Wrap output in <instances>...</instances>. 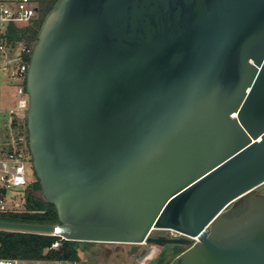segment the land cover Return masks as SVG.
<instances>
[{
    "label": "water",
    "instance_id": "water-1",
    "mask_svg": "<svg viewBox=\"0 0 264 264\" xmlns=\"http://www.w3.org/2000/svg\"><path fill=\"white\" fill-rule=\"evenodd\" d=\"M25 87L59 223L0 229L150 242L136 264L166 243L188 245L168 264H264V0H57Z\"/></svg>",
    "mask_w": 264,
    "mask_h": 264
},
{
    "label": "built area",
    "instance_id": "built-area-1",
    "mask_svg": "<svg viewBox=\"0 0 264 264\" xmlns=\"http://www.w3.org/2000/svg\"><path fill=\"white\" fill-rule=\"evenodd\" d=\"M39 0H0V54L6 59L3 68L15 63L11 68L10 77L15 80L9 84L14 94L13 104L8 105L12 128L20 125L16 120L20 116L26 117L28 109V93L26 91V76L29 60L36 43L35 39L23 36L20 39L10 38L11 26L31 25L38 20ZM18 49V50H17ZM7 52L16 54V57H6ZM27 127L19 133L12 134L9 138L10 147L0 157V188L6 190L10 187H27L29 181L26 177L25 163L30 158ZM6 193V192H5ZM0 194H3L0 192ZM16 207L6 204L0 196V213L20 212ZM55 242L53 246H58ZM0 264H81L77 259H22L15 257H0Z\"/></svg>",
    "mask_w": 264,
    "mask_h": 264
},
{
    "label": "trees",
    "instance_id": "trees-1",
    "mask_svg": "<svg viewBox=\"0 0 264 264\" xmlns=\"http://www.w3.org/2000/svg\"><path fill=\"white\" fill-rule=\"evenodd\" d=\"M57 0H39L40 15L31 25L11 26L10 38L20 39L28 36L35 39L41 24ZM41 190L37 180L33 185L26 187V198L24 209L20 212L0 213V219L13 221L38 222L47 224L59 223L55 206L46 201L37 192ZM59 242L58 246H53ZM94 242L76 241L62 238L57 234L25 232L18 230L0 229V257H15L22 259H77L83 264L80 257V250L86 249ZM179 252V251H178ZM164 258H160L156 264L164 263Z\"/></svg>",
    "mask_w": 264,
    "mask_h": 264
},
{
    "label": "rangeland",
    "instance_id": "rangeland-1",
    "mask_svg": "<svg viewBox=\"0 0 264 264\" xmlns=\"http://www.w3.org/2000/svg\"><path fill=\"white\" fill-rule=\"evenodd\" d=\"M6 57L14 58L16 57V54L7 52ZM2 59H6L3 53L0 54V157H2L10 147V136L19 133L22 128L27 127L26 117L24 116H20L16 120V123L18 122V124H20L19 126L17 125L16 128L11 127L9 121L10 115L6 109L8 105L13 104L14 102V94L10 90L9 84L15 82V80L10 77L9 72L11 68H14L15 63L8 65L7 68H3L4 61H2ZM29 155L30 158H28L25 163L26 177L29 181L28 186L33 185V183L38 180L32 165L31 154ZM257 191L263 192L264 184L259 186ZM37 195L42 196L41 191L37 192ZM0 196H2L4 202L9 206L16 207L18 210H23L24 200L26 198V187H10L7 189L6 193L0 194ZM122 245L127 247L128 244L121 242H94L86 249H81L79 251L80 257L83 259V264H129L132 261V258L128 255L123 257V255L121 256V254L119 255L117 251H115ZM187 246L188 245L185 244L173 246L174 253L165 256L164 263L170 262L178 253H180L181 250L186 249Z\"/></svg>",
    "mask_w": 264,
    "mask_h": 264
},
{
    "label": "flooded vegetation",
    "instance_id": "flooded-vegetation-1",
    "mask_svg": "<svg viewBox=\"0 0 264 264\" xmlns=\"http://www.w3.org/2000/svg\"><path fill=\"white\" fill-rule=\"evenodd\" d=\"M39 15H40V10L38 12V18H39ZM159 233L165 234L167 237L180 235L179 232H177L175 230H172V229L160 230ZM121 243H125V244H128V245H127V247L122 245L118 250H115V251H117V253L119 255L120 254H121V256L123 255V257H125V256L128 255L130 258H132V261L129 264H136L137 263L135 261V258H136V255L139 253V251L141 249L153 248L152 247V244L150 242H146V241H144L142 243H139L136 246H134V244H132V243H127V242H121ZM176 245H181V244H177V243H166L164 245H157V246H155L154 248L157 249V252H156L153 260L150 261V262H147V264H156L157 261L160 258H163L164 256H167V255H172L174 253V247L173 246H176ZM131 253H135V254H131Z\"/></svg>",
    "mask_w": 264,
    "mask_h": 264
}]
</instances>
